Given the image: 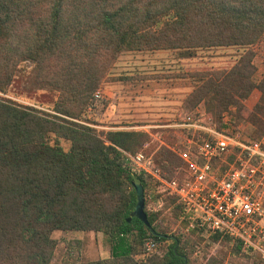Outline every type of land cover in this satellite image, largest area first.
Returning a JSON list of instances; mask_svg holds the SVG:
<instances>
[{
    "label": "trees",
    "instance_id": "16d2710c",
    "mask_svg": "<svg viewBox=\"0 0 264 264\" xmlns=\"http://www.w3.org/2000/svg\"><path fill=\"white\" fill-rule=\"evenodd\" d=\"M263 39L264 0H0V90L29 60L36 87L58 94L54 114L0 100V264H50L54 231L101 233L108 245L104 258L59 264H190L192 245L168 232L179 212L177 197L162 195V208L155 206L148 192L158 181L125 163L123 151L137 152L148 133L100 132L74 119L93 106L95 90L123 50L236 46L242 52L228 68L189 73L192 89L181 114L197 118L194 109L202 103L198 121L220 129L222 113L234 109L262 135L264 75L253 79V46ZM254 89L259 97L248 108ZM180 165L168 145L154 155V167L168 179L182 176L175 170ZM133 178L143 188L152 230L128 220ZM166 207L168 223L157 224ZM147 237L165 241V250L146 253ZM210 238L232 245L234 256L243 253L240 242L222 232Z\"/></svg>",
    "mask_w": 264,
    "mask_h": 264
},
{
    "label": "rangeland",
    "instance_id": "374dc122",
    "mask_svg": "<svg viewBox=\"0 0 264 264\" xmlns=\"http://www.w3.org/2000/svg\"><path fill=\"white\" fill-rule=\"evenodd\" d=\"M10 43L14 46L13 39ZM241 52L242 49L236 46L190 51L175 48L123 50L95 90L93 106L82 114L81 119L74 120L100 132L107 129L147 132L149 139L137 152L141 151L151 156L154 162V155L162 146L168 145L171 148L180 140V136L174 132L175 127H171V124L183 116L181 104L192 89L189 73L208 68H228ZM253 52L255 66L253 79L258 82L264 75V39L253 46ZM32 69L33 64L29 60L20 62L10 84L4 90H0V100L32 107L41 112L56 113L52 107L57 92L36 87L31 79ZM96 92L98 96L95 95ZM258 97L259 91L254 89L245 100L246 107L251 108ZM194 112L205 114V106L200 103ZM221 116L230 123V132L238 133L240 137L264 141V133L255 135L253 126L244 118L236 116L234 109L223 112ZM220 121L222 122V117ZM59 141L64 148L68 146L66 141ZM217 164L225 165V161L219 160ZM156 194L160 196L157 197ZM167 194L165 186L159 181L153 184L148 192L152 202H159L155 206L161 205V208L160 197ZM168 209L164 208L159 214L157 224L168 223L166 221ZM262 224L264 227V221ZM170 225L169 233L192 245L193 248L189 250L190 264H264V259L258 252L247 253L242 250V254L234 256L230 244L223 246L211 238H203L197 232L183 231L184 224L180 223L177 217L175 222L171 219ZM52 236L56 239L57 245L50 264H59L65 259L83 261L108 255V245L101 233L54 231ZM165 243L161 242L151 250L145 249V252L160 254L166 248Z\"/></svg>",
    "mask_w": 264,
    "mask_h": 264
},
{
    "label": "built area",
    "instance_id": "2783aa9c",
    "mask_svg": "<svg viewBox=\"0 0 264 264\" xmlns=\"http://www.w3.org/2000/svg\"><path fill=\"white\" fill-rule=\"evenodd\" d=\"M199 116L183 115L171 124L182 130L171 147L182 161L175 168L181 177L164 179L152 157L141 151H123L126 166L151 175L177 197L183 231L205 239L222 232L239 241L244 252H258L264 259V141L230 132L223 116L220 129L199 122ZM156 245L150 237L144 242L146 250Z\"/></svg>",
    "mask_w": 264,
    "mask_h": 264
},
{
    "label": "water",
    "instance_id": "95a60500",
    "mask_svg": "<svg viewBox=\"0 0 264 264\" xmlns=\"http://www.w3.org/2000/svg\"><path fill=\"white\" fill-rule=\"evenodd\" d=\"M132 186L134 188V193H135V204L130 212V215L128 217V220L131 217L137 218L139 221H141L147 228L151 229V226L149 225L146 217V213L144 211V192L143 188L138 181L137 178L132 179Z\"/></svg>",
    "mask_w": 264,
    "mask_h": 264
}]
</instances>
